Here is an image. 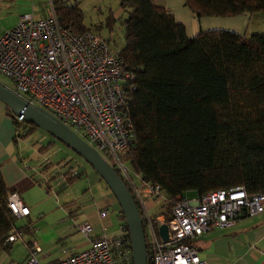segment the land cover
Here are the masks:
<instances>
[{
  "label": "trees",
  "instance_id": "16d2710c",
  "mask_svg": "<svg viewBox=\"0 0 264 264\" xmlns=\"http://www.w3.org/2000/svg\"><path fill=\"white\" fill-rule=\"evenodd\" d=\"M52 5L68 26L93 31L79 0H52ZM120 6L125 43L118 53L134 74L129 95L137 132L121 159L142 180L163 189L166 219L188 191L264 192V33L212 29L190 37L158 0H120ZM186 6L197 17L264 12V0H186ZM117 19L110 10L109 29ZM14 122L22 138L39 129L15 116ZM66 173L70 180L80 177L72 167ZM10 193L0 169L3 246L16 225L7 205ZM121 217L125 221L122 211Z\"/></svg>",
  "mask_w": 264,
  "mask_h": 264
},
{
  "label": "built area",
  "instance_id": "2783aa9c",
  "mask_svg": "<svg viewBox=\"0 0 264 264\" xmlns=\"http://www.w3.org/2000/svg\"><path fill=\"white\" fill-rule=\"evenodd\" d=\"M0 74L11 78L12 88L31 104L53 114L120 170L142 207L148 264H210L193 245L195 239L264 213V192L234 187L209 191L197 199L180 197L168 220L164 215L151 216L143 206L145 200L163 199V189L144 180L137 185L138 175L121 159L137 140L129 95L134 74L105 38L68 26L54 8L47 17L23 16L1 32ZM15 118L26 122L24 115ZM47 185L52 187L48 180ZM7 205L17 219L31 214L17 192L9 194ZM100 214L109 215V209ZM162 224L168 226V239L160 235ZM78 230L88 238L87 248L43 262L42 247L34 240L28 257L19 264H134L125 221L100 235L90 222L79 224ZM21 236L15 226L6 240L14 242Z\"/></svg>",
  "mask_w": 264,
  "mask_h": 264
},
{
  "label": "crops",
  "instance_id": "0c3cea01",
  "mask_svg": "<svg viewBox=\"0 0 264 264\" xmlns=\"http://www.w3.org/2000/svg\"><path fill=\"white\" fill-rule=\"evenodd\" d=\"M90 1L97 4L108 0L82 3ZM109 1L108 6L114 8L116 18L125 14L120 0ZM158 3L185 24L190 37L212 29L233 30L244 35L264 33V12L197 17L186 6V0H158ZM48 7L52 10V0H0V34L15 26L23 16L47 17ZM12 114L0 99V169L8 188L22 197L31 214L16 218L15 226L22 236L4 246L0 244V264H19L26 260L34 240L42 247L43 262L83 250L90 245L88 238L78 230V225L84 222L94 226L96 235L117 229L124 222L122 210L105 180L83 163L79 169L72 167L73 173H80V177L73 180L68 178L67 170L57 178L42 173L35 161L37 155L43 154H36L30 144L38 130L26 138L20 137ZM47 180L52 187L47 185ZM141 180V176H136L137 185ZM199 196L186 195L191 199ZM143 206L153 217L164 215L165 209L158 199L149 197ZM104 208L109 209V215L102 217L100 212ZM192 243L210 264H264V213L241 218L226 229L206 232Z\"/></svg>",
  "mask_w": 264,
  "mask_h": 264
},
{
  "label": "water",
  "instance_id": "95a60500",
  "mask_svg": "<svg viewBox=\"0 0 264 264\" xmlns=\"http://www.w3.org/2000/svg\"><path fill=\"white\" fill-rule=\"evenodd\" d=\"M0 99L14 115H24L26 122L35 124L83 157L105 180L125 216L131 237L134 264H148V248L142 214L133 193L116 168L61 120L42 107L31 104L1 78ZM159 231L164 239H168L167 224H162Z\"/></svg>",
  "mask_w": 264,
  "mask_h": 264
},
{
  "label": "rangeland",
  "instance_id": "374dc122",
  "mask_svg": "<svg viewBox=\"0 0 264 264\" xmlns=\"http://www.w3.org/2000/svg\"><path fill=\"white\" fill-rule=\"evenodd\" d=\"M84 0H79V7L84 13V22L87 26H90L93 31L100 32L101 36L109 41L111 49L114 53H118L119 50L123 47L125 43V32L124 25L122 20L124 19L123 14L121 18H118L113 23V28L109 29L107 25V19L109 16L110 10L114 12V8L110 9L109 0L107 2L101 1L97 4L93 2H88L83 5ZM73 3V2H72ZM112 3V2H111ZM110 3V4H111ZM82 6V7H81ZM115 7V6H114ZM49 8V7H48ZM52 10L50 8L45 13L50 15ZM99 25L100 30L94 29L95 26ZM0 78L10 87H14L13 81L11 78L7 77L4 74H0ZM37 134H34V137L31 139L30 144L34 147L36 154L41 153L43 155H37L36 163L39 168H41L42 173H47L52 177H60L65 173L70 167L79 169L80 163L86 164L87 167L94 171L95 169L79 154L73 151L70 147L53 137L48 132L37 129ZM35 130V131H37ZM49 141H52V147L44 152H42L39 147L47 144ZM114 160L113 158H110ZM131 168L129 167V170ZM132 172V169H131ZM135 175V174H134ZM45 182V181H44ZM188 197L198 196L196 191H188L186 193ZM166 199V194L164 193L163 199H158V202L161 203L162 208L164 207V200Z\"/></svg>",
  "mask_w": 264,
  "mask_h": 264
}]
</instances>
